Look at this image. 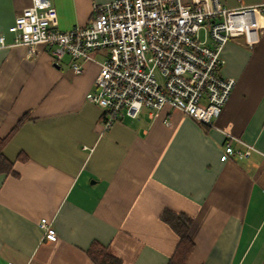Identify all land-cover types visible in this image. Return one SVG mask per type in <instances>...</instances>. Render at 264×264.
Listing matches in <instances>:
<instances>
[{"label": "crops", "instance_id": "obj_1", "mask_svg": "<svg viewBox=\"0 0 264 264\" xmlns=\"http://www.w3.org/2000/svg\"><path fill=\"white\" fill-rule=\"evenodd\" d=\"M54 30L90 24L112 0H50ZM33 0H0V34ZM227 8L256 7L259 41L233 37L221 74L235 78L229 100L209 127L165 106L155 116L121 113L109 129L104 111L87 99L100 66L71 58L55 62L39 45L0 47V136L13 174L0 175V264H95L93 242L123 264H167L179 238L166 210L194 221L189 264H264V0H222ZM107 55L96 51L100 61ZM242 138L249 157L221 156ZM47 218L57 240L45 237Z\"/></svg>", "mask_w": 264, "mask_h": 264}, {"label": "built area", "instance_id": "obj_2", "mask_svg": "<svg viewBox=\"0 0 264 264\" xmlns=\"http://www.w3.org/2000/svg\"><path fill=\"white\" fill-rule=\"evenodd\" d=\"M57 9L50 0H33L17 15L9 30L14 42L0 34V47L25 45L35 52L46 45L55 62L71 58L74 72L82 62L100 66L95 89L86 97L104 111L109 129L125 111L138 117L143 109L155 116L165 106L216 127L236 84L221 74L223 50L229 40L245 36L252 46L259 41L256 7L227 8L222 0H112L97 7L94 20L66 31L54 30ZM105 51L100 61L94 53ZM221 156L244 159L255 146L240 137ZM49 240L57 232L47 218L40 223Z\"/></svg>", "mask_w": 264, "mask_h": 264}, {"label": "trees", "instance_id": "obj_3", "mask_svg": "<svg viewBox=\"0 0 264 264\" xmlns=\"http://www.w3.org/2000/svg\"><path fill=\"white\" fill-rule=\"evenodd\" d=\"M8 137L0 136V175L14 173V161L4 153ZM162 219L178 235V245L167 264H189L196 243L190 235L193 217L186 213H177L166 210L162 213ZM88 254L95 264H123L122 259L115 255L108 246L99 242H93L88 249Z\"/></svg>", "mask_w": 264, "mask_h": 264}]
</instances>
